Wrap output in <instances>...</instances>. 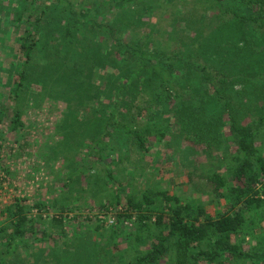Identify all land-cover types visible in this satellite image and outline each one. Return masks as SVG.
I'll list each match as a JSON object with an SVG mask.
<instances>
[{
  "label": "trees",
  "instance_id": "1",
  "mask_svg": "<svg viewBox=\"0 0 264 264\" xmlns=\"http://www.w3.org/2000/svg\"><path fill=\"white\" fill-rule=\"evenodd\" d=\"M108 1L111 13L105 18L96 16L92 0H44L40 9L35 0L15 1L16 20L25 24L16 38L22 67L14 80L15 102L30 81L31 64L44 51L51 55L45 57L47 68L54 67L55 83L67 94L99 101L105 91L100 92L91 80H103L98 75L101 68L112 73L116 86L112 104L99 113L97 109L96 131L87 150V159L105 164L110 176L113 173L106 157L118 153L120 144L146 153L151 137L162 141L176 129L180 135L195 134L211 146L229 139L228 147L234 150L231 177L212 176L217 187H227L229 208L211 214L167 191L152 189L140 198L129 196L126 205L117 210L118 218L132 221L139 235L144 234V242L145 233L151 240L144 253L124 264H159L163 260L226 264V259L264 264V249L245 248L235 240L248 228L247 218L237 206L258 207L264 202V0H200L185 12L190 14L189 21L183 11H172L171 19H166L171 32L166 29V39L154 45L148 39L157 32L156 27L152 32L143 27L144 35L138 38L139 27L123 31L122 18L112 15L116 10L124 13L136 0ZM205 24L210 26L209 33ZM49 31L57 37L56 56L67 65L56 62L47 47ZM80 38L92 61L88 69L86 63L77 65L79 57L68 50ZM125 68L130 71L126 73ZM13 110L16 126L22 125L20 107L15 105ZM223 125L229 134L222 130ZM17 201L0 210V264H7L10 257L33 244H57L60 235L49 228L66 235L68 207L60 206L58 215L44 217L42 212L29 215L30 205ZM34 206L38 211L43 207ZM113 206L103 204L101 211L108 213Z\"/></svg>",
  "mask_w": 264,
  "mask_h": 264
},
{
  "label": "rangeland",
  "instance_id": "2",
  "mask_svg": "<svg viewBox=\"0 0 264 264\" xmlns=\"http://www.w3.org/2000/svg\"><path fill=\"white\" fill-rule=\"evenodd\" d=\"M15 1L0 0V210L17 200L30 205L29 215L42 212L44 217H52L58 215L60 206L69 210L65 215L66 235H61L60 229L49 228L60 235L57 244H33L10 257L7 264H124L136 259L146 251L151 238L144 232L148 235L144 242L139 228L132 221H120L117 210L126 205L129 196L140 198L148 189L167 191L211 214L229 208L227 187L219 188L212 180L218 173L226 180L231 177L234 150L228 147L230 140L227 138L211 146L201 142L195 134L180 135L176 129L166 134L162 141L151 137L146 153L120 144L118 153L106 157L112 176L107 175L105 164L95 163L93 157L87 159L90 139L96 131V111L110 109L115 86L112 73L102 68L99 70L102 75H98L103 80H91L100 92L105 91L102 98L99 101H94L93 97L83 99L79 93L67 94L55 83L54 67L47 68L45 57L51 55L44 51L31 64L30 81L15 102L14 80L22 67L19 49L15 48L16 38L18 30L25 26L24 20L22 23L16 20ZM92 1L96 16H110L112 5L108 0ZM34 3L40 9L44 0ZM197 3L200 0H136L124 13L116 10L112 15L122 18L123 31L139 27L138 38L144 35L143 27H149L151 32L156 27L157 32L148 39L149 44L154 45L155 41L166 39V29L171 32L172 25L166 19H171L172 11H183L182 15L189 21L190 14L185 12ZM153 8L155 12L151 14ZM206 22L211 26L209 20ZM210 26L205 27L206 33ZM47 34L45 39L49 44L46 45L55 61L67 65L56 56V35L53 31ZM261 36L264 37V33ZM80 40L76 39L68 50L79 57L77 65L86 63L88 69L92 61L84 52L86 42L83 38ZM129 71L125 68L126 73ZM15 105L21 109L20 126L13 120ZM222 130L229 134L226 125ZM37 203L43 205L39 211L34 206ZM103 204L114 206L104 213L101 211ZM236 210L243 211L248 228L235 240L245 248L264 249V202L258 207L243 203ZM226 261V264H263L244 259ZM159 264L172 262L163 260Z\"/></svg>",
  "mask_w": 264,
  "mask_h": 264
}]
</instances>
